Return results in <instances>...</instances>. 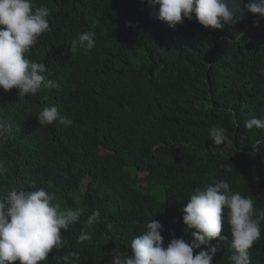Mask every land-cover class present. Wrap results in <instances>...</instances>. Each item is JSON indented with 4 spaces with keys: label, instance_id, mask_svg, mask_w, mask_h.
Segmentation results:
<instances>
[{
    "label": "trees",
    "instance_id": "16d2710c",
    "mask_svg": "<svg viewBox=\"0 0 264 264\" xmlns=\"http://www.w3.org/2000/svg\"><path fill=\"white\" fill-rule=\"evenodd\" d=\"M35 3L50 10L51 30L30 58L45 63L46 77L59 87L23 97L0 88V123L7 129L0 137V192L35 183L63 209H84L81 221L62 233L64 248L41 264H63L59 258L70 251L79 252L80 264H111L112 250L130 254L132 239L154 215L164 217L165 247L173 238L190 242L182 209L195 187L219 180L264 209V145L256 147L264 129L245 127L264 115V17L246 12L212 29L193 13L172 28L146 0ZM86 31L95 32V47L72 53V39ZM52 105L73 123L40 126L35 115ZM213 126L223 127L232 144L215 145L208 136ZM132 165L165 192L140 189ZM96 209L101 216L92 239L78 243L83 221ZM223 231L229 241L213 239L194 254L219 244L212 264H231L226 212ZM249 251L251 264H264V223Z\"/></svg>",
    "mask_w": 264,
    "mask_h": 264
},
{
    "label": "clouds",
    "instance_id": "9594fccd",
    "mask_svg": "<svg viewBox=\"0 0 264 264\" xmlns=\"http://www.w3.org/2000/svg\"><path fill=\"white\" fill-rule=\"evenodd\" d=\"M144 2V0H142ZM153 9V15L174 28L185 19H195L205 27L222 29L224 24H235L246 12L264 17V0H146ZM159 5L157 9L156 6ZM243 5V6H242ZM46 5H37L35 0H0V88L18 90L20 97L35 96L41 90L58 88L59 84L46 77V64L32 60L31 51L38 38L50 31ZM95 32L78 33L71 41L72 53L82 50L87 54L95 47ZM40 126L59 122L70 126L73 121L62 115L57 106H45L37 115ZM245 127L264 129V115L249 119ZM7 129L0 123V137ZM215 145L228 146L232 139L223 127L213 126L208 133ZM264 145L257 141L256 145ZM203 154V153H202ZM225 172L233 171L230 164H222ZM0 165V169H2ZM146 171V170H144ZM146 175H141L144 181ZM54 194L35 183L28 189L0 192V264H41L54 249L64 248L66 239L62 235L71 226L81 221L83 208L61 210L53 203ZM229 228L233 250L229 257L231 264H251L250 249L261 238L264 223V209H254L251 196H244L230 190L227 180L214 185L195 187L182 209L186 231L192 240L173 238L165 247L161 235V215H154L146 223L144 231L131 241V253L126 254L118 247L112 250L111 264H212L213 256L220 245L209 250L195 249L211 245L213 239L229 241L224 234V222ZM101 213L93 210L82 223L78 243L91 240L94 225ZM106 227L111 230L112 225ZM195 229V231H192ZM63 264H80V254L70 251L59 258ZM59 264V262H58Z\"/></svg>",
    "mask_w": 264,
    "mask_h": 264
},
{
    "label": "rangeland",
    "instance_id": "374dc122",
    "mask_svg": "<svg viewBox=\"0 0 264 264\" xmlns=\"http://www.w3.org/2000/svg\"><path fill=\"white\" fill-rule=\"evenodd\" d=\"M128 170L132 173V175H133V181L135 182V184L140 189H142L143 191H145V192L146 191H149V192H163V193L165 192L166 186H164L163 188H161V187H151L147 181H142L141 180V175L142 176L146 175V171L139 170L134 165H132L131 167H129ZM60 208H61V210H65L61 206H60Z\"/></svg>",
    "mask_w": 264,
    "mask_h": 264
},
{
    "label": "water",
    "instance_id": "95a60500",
    "mask_svg": "<svg viewBox=\"0 0 264 264\" xmlns=\"http://www.w3.org/2000/svg\"><path fill=\"white\" fill-rule=\"evenodd\" d=\"M213 46V45H212ZM212 46H211V49H212ZM211 51V50H210ZM210 95H211V98H212V92H210ZM235 119L237 120V115L235 113ZM256 147H258V144L256 145ZM241 151H244V149H241Z\"/></svg>",
    "mask_w": 264,
    "mask_h": 264
}]
</instances>
